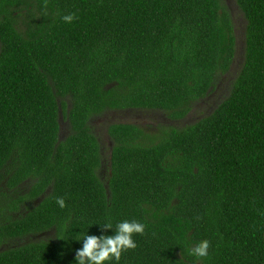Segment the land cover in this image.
I'll return each instance as SVG.
<instances>
[{
	"label": "trees",
	"instance_id": "trees-1",
	"mask_svg": "<svg viewBox=\"0 0 264 264\" xmlns=\"http://www.w3.org/2000/svg\"><path fill=\"white\" fill-rule=\"evenodd\" d=\"M235 5L244 56L227 96L181 128L110 126L103 178L90 120L187 118L234 62L226 1L0 0V245L27 239L0 264H76L85 231L125 220L145 230L106 264H264V0Z\"/></svg>",
	"mask_w": 264,
	"mask_h": 264
},
{
	"label": "rangeland",
	"instance_id": "rangeland-1",
	"mask_svg": "<svg viewBox=\"0 0 264 264\" xmlns=\"http://www.w3.org/2000/svg\"><path fill=\"white\" fill-rule=\"evenodd\" d=\"M226 4L231 12L233 22H234V32L236 36V46L237 52L234 59V62L231 66V69L228 74H226L219 82L216 89L208 95L203 101L196 103L193 106L192 112L189 114L187 118L184 120L171 123L170 121H166V119L162 116L160 112L154 111L152 113H141V112H133L130 114H122V113H106L102 116L95 117L92 120V125L97 130H101L106 126L107 123L113 121H127L131 118H143L138 123L146 129L147 132H155L159 130L160 126H168L181 128L186 125L193 124L200 119L204 118L208 114H210L216 107L220 101H222L228 94L231 89V83L235 80L238 73L240 72L241 66L243 64V56H244V34L246 23L245 20L235 5V0H225ZM165 116V114H164ZM166 117V116H165ZM167 122V123H166ZM41 236H45L42 234ZM13 245H23L25 240H16L13 241ZM10 247V246H9Z\"/></svg>",
	"mask_w": 264,
	"mask_h": 264
},
{
	"label": "clouds",
	"instance_id": "clouds-1",
	"mask_svg": "<svg viewBox=\"0 0 264 264\" xmlns=\"http://www.w3.org/2000/svg\"><path fill=\"white\" fill-rule=\"evenodd\" d=\"M65 22L71 23L74 19L72 14L65 15L62 18ZM60 208L65 207V200L62 197L56 199ZM101 228L99 236L88 234L86 231L76 241L81 242V247L76 249L74 260L76 264H106V262L115 260L119 262L121 253L127 249L136 247L133 240V234H142L145 225L141 222L121 221L116 224L113 234H105L107 230L113 229L111 223H105ZM209 244L207 240H201L193 243L190 251L196 257L207 255Z\"/></svg>",
	"mask_w": 264,
	"mask_h": 264
},
{
	"label": "flooded vegetation",
	"instance_id": "flooded-vegetation-1",
	"mask_svg": "<svg viewBox=\"0 0 264 264\" xmlns=\"http://www.w3.org/2000/svg\"><path fill=\"white\" fill-rule=\"evenodd\" d=\"M133 112L152 113L154 111L138 110V109H127V110L109 111V112H105V113L130 114V113H133ZM105 113L100 114V116L104 115ZM162 116L166 119V121L169 122V120L164 116V114ZM97 117H99V116H97ZM143 119H144V117L143 118H131L130 117L127 121H113V122L111 121V122L107 123L106 126L104 128H102L101 130H97L96 128H94V126L92 125V120L93 119L90 120V125H89L90 131L97 138V141L99 143V153L101 155V165L103 167L102 170H100V175L103 178H104V175L106 174L105 166L108 165V161L110 159L109 157H110V154H111V149L113 147V142L111 141V138H110V136L108 134L109 127L114 125V124H126V125H133V126L139 127V128H141V129L146 131V129L143 128V126L138 123L140 120H143ZM170 122L171 123H177V122H173V121H170ZM69 133H70V129H69L68 122H63L62 121L60 123V138L63 139ZM3 222L4 221L0 219V224H3ZM41 237H43V236L39 235V236L30 238V239L34 240L36 238H41ZM20 240H22V239H20ZM24 240H26V242H27V239H24ZM13 243L14 242L12 240H10L9 242H3L0 245V251H6V250H8L10 248L17 247L15 245H13ZM18 246H21V245H18Z\"/></svg>",
	"mask_w": 264,
	"mask_h": 264
}]
</instances>
